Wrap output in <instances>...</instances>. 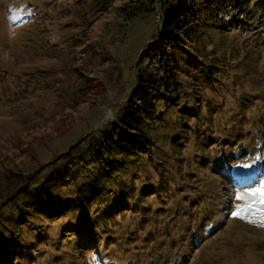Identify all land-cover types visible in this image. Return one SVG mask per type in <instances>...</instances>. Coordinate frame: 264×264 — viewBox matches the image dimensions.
<instances>
[{"label": "rangeland", "instance_id": "1", "mask_svg": "<svg viewBox=\"0 0 264 264\" xmlns=\"http://www.w3.org/2000/svg\"><path fill=\"white\" fill-rule=\"evenodd\" d=\"M142 1L0 0V212L25 186L46 192L51 164L122 112L139 53L159 25L160 0L150 13L124 16ZM218 16L229 24L223 44L213 37L223 65L199 85L183 77L199 116L176 151L166 137L177 120L156 131L157 152L168 155L121 177L133 180L130 209L90 232L94 202L85 213L34 217L44 234L23 232L32 248L16 250L13 264H264V225L232 215L244 203L237 193L264 183V0ZM158 164L169 172L160 175ZM153 181L166 189L141 197Z\"/></svg>", "mask_w": 264, "mask_h": 264}, {"label": "trees", "instance_id": "2", "mask_svg": "<svg viewBox=\"0 0 264 264\" xmlns=\"http://www.w3.org/2000/svg\"><path fill=\"white\" fill-rule=\"evenodd\" d=\"M251 1L160 0L159 25L139 53L132 75L134 84L123 101L122 112L109 120V125L106 123L104 128L99 126L97 131L89 133L88 141L85 137L72 151L59 158L57 164H51L42 176L50 179L45 186L46 192L25 186L19 193L20 198L13 199V207L3 206L5 212H0V221L9 224L6 229L0 228L5 235L0 236L1 239H6L0 244V249L6 250L0 255V259L7 257L3 263L13 264L11 256L16 250H31L32 242L24 243L23 232L32 231L34 239L44 234L45 230L35 224L34 217L52 221L74 211L85 213L94 202L98 213L86 222L89 225L86 231L90 232V226H106L116 212L123 215L130 209L133 180L121 182V177L134 179L143 163L155 162L152 158L162 153V148L157 152L156 131L171 126L174 120H177L176 129L166 137L171 150L176 151L180 140L187 139L192 116H199V100L195 102V95L185 91L183 77L199 85L219 71L223 60L217 52L223 53V48L215 46L217 42L213 37L217 33L218 42L223 44L229 24L218 15L227 6L240 5L244 9ZM141 3L126 8L124 16L131 19L154 10V0ZM207 45L210 48H206ZM165 166L157 165L162 176L169 172ZM165 184L146 182L139 188L140 195L145 197L153 188L158 193L160 186L166 189ZM134 199V207L140 209L143 205L139 204L140 198ZM104 201L107 203L100 208L99 204ZM14 212L16 215L12 216ZM78 227L82 229L83 222H79ZM20 244L24 246H17Z\"/></svg>", "mask_w": 264, "mask_h": 264}, {"label": "snow or ice", "instance_id": "3", "mask_svg": "<svg viewBox=\"0 0 264 264\" xmlns=\"http://www.w3.org/2000/svg\"><path fill=\"white\" fill-rule=\"evenodd\" d=\"M236 199L244 203L236 206L233 217L264 225V183L246 194L237 193Z\"/></svg>", "mask_w": 264, "mask_h": 264}]
</instances>
